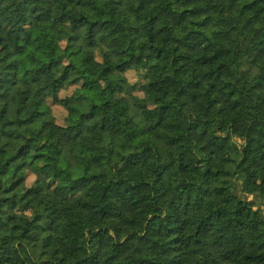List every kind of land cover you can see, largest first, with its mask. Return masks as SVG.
Here are the masks:
<instances>
[{"label":"trees","instance_id":"16d2710c","mask_svg":"<svg viewBox=\"0 0 264 264\" xmlns=\"http://www.w3.org/2000/svg\"><path fill=\"white\" fill-rule=\"evenodd\" d=\"M1 65L0 264H264V0H0Z\"/></svg>","mask_w":264,"mask_h":264},{"label":"rangeland","instance_id":"374dc122","mask_svg":"<svg viewBox=\"0 0 264 264\" xmlns=\"http://www.w3.org/2000/svg\"><path fill=\"white\" fill-rule=\"evenodd\" d=\"M29 52H34L36 54V56L40 57V52L35 50V48L31 44V42L21 43L19 45V48L16 50L15 55H14L16 65L11 66L10 69H12V70L21 69L25 63V57ZM2 66L3 65H1L0 67H2ZM126 77L130 81V83H134L137 81V79H136L137 76H136L135 72H133V71H127ZM68 91L69 90H65V92H62L61 96L65 95ZM51 109H52V113H53L55 121L58 124H62L63 118H64V111L58 106H51ZM32 181H33V178L28 179L27 186H26L27 188H28V186H30ZM243 198H245L247 201L253 202L255 205V209H260L262 212L264 211V206L262 205V203L259 199H256L252 196H245V195H243Z\"/></svg>","mask_w":264,"mask_h":264}]
</instances>
